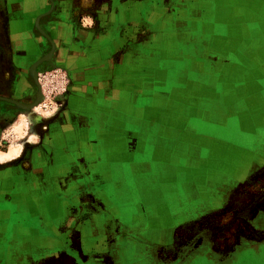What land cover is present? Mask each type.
<instances>
[{"label": "rangeland", "instance_id": "rangeland-1", "mask_svg": "<svg viewBox=\"0 0 264 264\" xmlns=\"http://www.w3.org/2000/svg\"><path fill=\"white\" fill-rule=\"evenodd\" d=\"M186 1L0 0V264H264V80L256 74L250 94L261 106L230 124L179 108L177 75L146 93L125 80L121 102H106L107 118L121 123H107L102 156L93 149L98 90L82 84L97 83L98 71L112 82L117 67L128 76L176 68L157 52ZM170 92L173 118L144 108L141 95ZM131 101L144 109L132 112ZM183 109L189 116L175 118ZM71 112L85 118L75 131ZM66 130L81 137L66 142Z\"/></svg>", "mask_w": 264, "mask_h": 264}, {"label": "crops", "instance_id": "crops-1", "mask_svg": "<svg viewBox=\"0 0 264 264\" xmlns=\"http://www.w3.org/2000/svg\"><path fill=\"white\" fill-rule=\"evenodd\" d=\"M186 3L189 4L178 14L177 24L174 25V21H171L172 24L170 21L167 22L169 29L164 28L168 34L167 41H163L161 54L157 52V56L162 59H176L178 61L176 68L162 66L156 72L148 67L144 68L145 72L131 68L130 76H128L123 75L122 69L117 67L112 74V82H110L111 73L98 71L97 83L90 82L88 78V82L82 84L85 90L89 87H95L98 90L96 95L98 106H92L95 115L91 117L92 124H95L93 131L97 138L93 149H97L98 156H102L101 145H104L107 135L110 134L107 123L111 126L112 119L116 123L118 121L121 123L122 119V116L118 114L108 115L107 118L106 102L115 104L121 102L120 96L118 98L116 95L121 90L123 81L128 79L131 82L130 90L135 89L140 93L145 90L146 93L148 86H153V82L160 81L161 83L156 85L165 87L168 86L169 77L177 75L179 85L176 89L179 91L177 102L173 99L175 96L172 97V92L166 95H155V93L141 95L142 102L144 100L145 104L144 108L152 106L157 113L158 108L161 107L165 118L172 117V113L170 115L168 110L171 101H175L179 108L192 107V114H190L192 118L207 117L206 114L211 113L208 118H214L213 121L216 118L226 119L227 124L239 121L238 118H246L251 107L261 106L260 103L256 104L252 101L250 77L256 74L258 80H264V70H261L264 64V0H206V2L187 0ZM171 27H176L175 31ZM145 54L149 55L148 60L154 57L153 52L148 50ZM91 73L88 74L91 75ZM132 73H146L145 80H142L145 83L138 82L139 79L135 81ZM148 82L151 85H148ZM143 85H146V88H143ZM107 89L114 91L108 93ZM159 96L163 100V105L158 104ZM99 102L103 105H99ZM131 108L133 112L135 108L142 107H139V103L134 104L131 101ZM198 108L201 110L200 114ZM85 110H88V107L82 105L81 113L78 112L77 115H83ZM186 114L183 109L175 118H187L189 114ZM69 117L65 118V121H67V129L71 131L78 130L82 120H85V118H77L73 112L69 114ZM138 117L143 115H137L135 118ZM87 119L90 120V118ZM168 127L169 125L166 128ZM66 131V142L81 137L80 132V136L75 138L68 130ZM111 131L118 134L120 129ZM84 144L81 142V148ZM114 150L116 154V149ZM51 152L52 150L49 153Z\"/></svg>", "mask_w": 264, "mask_h": 264}, {"label": "bare ground", "instance_id": "bare-ground-1", "mask_svg": "<svg viewBox=\"0 0 264 264\" xmlns=\"http://www.w3.org/2000/svg\"><path fill=\"white\" fill-rule=\"evenodd\" d=\"M14 152L9 153V156L13 155ZM16 153V152H15Z\"/></svg>", "mask_w": 264, "mask_h": 264}]
</instances>
